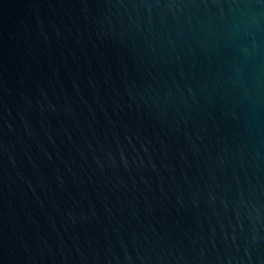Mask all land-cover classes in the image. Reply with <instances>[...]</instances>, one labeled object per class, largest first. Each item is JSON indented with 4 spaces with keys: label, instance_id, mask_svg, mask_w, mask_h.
Instances as JSON below:
<instances>
[{
    "label": "water",
    "instance_id": "1",
    "mask_svg": "<svg viewBox=\"0 0 264 264\" xmlns=\"http://www.w3.org/2000/svg\"><path fill=\"white\" fill-rule=\"evenodd\" d=\"M0 264H264V0H0Z\"/></svg>",
    "mask_w": 264,
    "mask_h": 264
}]
</instances>
